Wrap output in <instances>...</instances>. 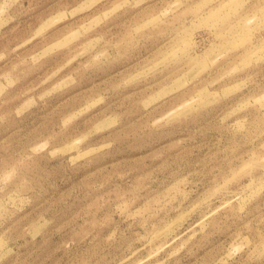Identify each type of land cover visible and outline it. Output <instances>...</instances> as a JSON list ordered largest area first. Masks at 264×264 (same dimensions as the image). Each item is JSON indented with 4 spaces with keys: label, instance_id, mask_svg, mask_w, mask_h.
Returning <instances> with one entry per match:
<instances>
[{
    "label": "rangeland",
    "instance_id": "374dc122",
    "mask_svg": "<svg viewBox=\"0 0 264 264\" xmlns=\"http://www.w3.org/2000/svg\"><path fill=\"white\" fill-rule=\"evenodd\" d=\"M0 264H264V0H0Z\"/></svg>",
    "mask_w": 264,
    "mask_h": 264
}]
</instances>
